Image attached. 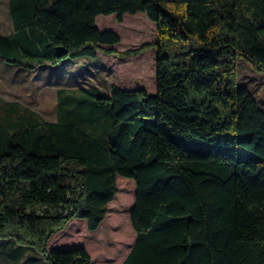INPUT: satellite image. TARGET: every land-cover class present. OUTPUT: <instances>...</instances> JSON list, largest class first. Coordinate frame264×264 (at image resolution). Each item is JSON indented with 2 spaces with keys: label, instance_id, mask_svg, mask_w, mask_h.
<instances>
[{
  "label": "trees",
  "instance_id": "16d2710c",
  "mask_svg": "<svg viewBox=\"0 0 264 264\" xmlns=\"http://www.w3.org/2000/svg\"><path fill=\"white\" fill-rule=\"evenodd\" d=\"M8 9L13 31L0 30V56L31 70L132 53L106 47L120 35L96 19L145 12L156 25L142 48H155L156 92L60 88L56 120L7 112L0 240L20 250L6 251L30 248L45 264H119L132 237L119 215V246L98 243L99 230L93 247L109 262L50 241L74 219L96 230L121 175L136 187V237L122 264H264V109L238 80L239 56L264 72V0H9Z\"/></svg>",
  "mask_w": 264,
  "mask_h": 264
},
{
  "label": "rangeland",
  "instance_id": "374dc122",
  "mask_svg": "<svg viewBox=\"0 0 264 264\" xmlns=\"http://www.w3.org/2000/svg\"><path fill=\"white\" fill-rule=\"evenodd\" d=\"M8 3L9 0H0V30L4 34L13 31ZM96 25L101 30H114L120 35V42L105 45L106 47L115 48L122 53L131 50L132 53L119 55L98 51L95 56H82L57 64H43L35 70L8 62L0 56L1 122L5 121L9 110H13V118L32 113L41 119L56 120L57 93L60 88L96 86L108 91L110 85L115 83L122 88L134 89L143 86L150 94L156 92L155 48L149 46L142 49L145 44L155 40V23L145 12L139 11L135 14L126 13L122 21L117 20L116 13L99 14ZM238 80L251 91L264 109V72L254 70L249 61L239 56ZM117 184L118 193L109 203L106 218L100 226L89 231L84 219H74L53 237L59 238L58 246L84 245L91 255L92 263L100 258L109 262L106 253L95 254L93 247L97 245L95 238L99 230L102 239L98 243L105 247L119 246V241L112 233L119 226L113 218L119 215L127 222L132 233L129 249L119 263L122 264L136 237L130 222L136 187L134 179L121 175L117 178ZM0 264H45V261L38 252L15 255L12 250L6 251L0 247Z\"/></svg>",
  "mask_w": 264,
  "mask_h": 264
},
{
  "label": "crops",
  "instance_id": "0c3cea01",
  "mask_svg": "<svg viewBox=\"0 0 264 264\" xmlns=\"http://www.w3.org/2000/svg\"><path fill=\"white\" fill-rule=\"evenodd\" d=\"M58 240H59V238H54V239L52 238L51 241H50V245H57ZM0 247H1V248L4 247L5 250L10 249V248H13L15 251L20 250V249H19L20 247H19L16 243H14V241H12V240H9L8 245H6V242L4 243V240H3V241L0 240ZM21 248L23 249V251H24L26 254H27V253L29 254L30 252L33 251V250L30 249V248H26V247H21ZM33 252H35V251H33Z\"/></svg>",
  "mask_w": 264,
  "mask_h": 264
}]
</instances>
